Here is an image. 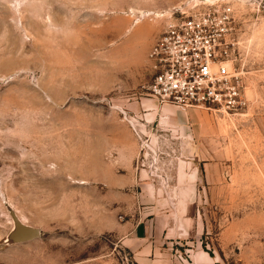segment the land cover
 Segmentation results:
<instances>
[{"label": "rangeland", "instance_id": "1", "mask_svg": "<svg viewBox=\"0 0 264 264\" xmlns=\"http://www.w3.org/2000/svg\"><path fill=\"white\" fill-rule=\"evenodd\" d=\"M191 1L0 0V264H138L142 199L190 207L182 253L264 264V0H218L239 15L236 116L147 95L150 50ZM8 204L39 238L7 242Z\"/></svg>", "mask_w": 264, "mask_h": 264}, {"label": "built area", "instance_id": "2", "mask_svg": "<svg viewBox=\"0 0 264 264\" xmlns=\"http://www.w3.org/2000/svg\"><path fill=\"white\" fill-rule=\"evenodd\" d=\"M239 15L231 2L193 0L175 8L153 44L147 95L160 105L236 116L250 109Z\"/></svg>", "mask_w": 264, "mask_h": 264}, {"label": "crops", "instance_id": "3", "mask_svg": "<svg viewBox=\"0 0 264 264\" xmlns=\"http://www.w3.org/2000/svg\"><path fill=\"white\" fill-rule=\"evenodd\" d=\"M262 128L264 131V120ZM145 203L144 199L139 202V214L131 236L124 239L132 243L133 257L138 264H221L199 243L182 253V243L194 244L202 231L196 219L193 222L190 207L186 211L179 206L162 211L159 205Z\"/></svg>", "mask_w": 264, "mask_h": 264}, {"label": "water", "instance_id": "4", "mask_svg": "<svg viewBox=\"0 0 264 264\" xmlns=\"http://www.w3.org/2000/svg\"><path fill=\"white\" fill-rule=\"evenodd\" d=\"M8 208L10 209L14 223V226L8 236V243H25L41 236L42 231L40 228L23 222L17 211H15L10 204H8Z\"/></svg>", "mask_w": 264, "mask_h": 264}, {"label": "bare ground", "instance_id": "5", "mask_svg": "<svg viewBox=\"0 0 264 264\" xmlns=\"http://www.w3.org/2000/svg\"><path fill=\"white\" fill-rule=\"evenodd\" d=\"M134 11H135V10L133 9V12H134ZM157 16L159 17V15H157ZM140 22H141L140 20H137V21H136V24H140ZM22 220H23V219H22ZM23 222H25V221L23 220ZM25 223H26V222H25Z\"/></svg>", "mask_w": 264, "mask_h": 264}, {"label": "trees", "instance_id": "6", "mask_svg": "<svg viewBox=\"0 0 264 264\" xmlns=\"http://www.w3.org/2000/svg\"><path fill=\"white\" fill-rule=\"evenodd\" d=\"M212 255V254H211Z\"/></svg>", "mask_w": 264, "mask_h": 264}]
</instances>
